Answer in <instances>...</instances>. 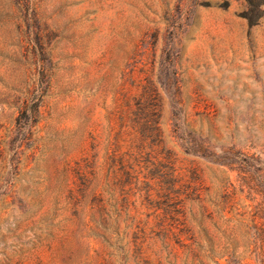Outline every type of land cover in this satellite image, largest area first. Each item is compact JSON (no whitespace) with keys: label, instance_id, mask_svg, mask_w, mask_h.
<instances>
[{"label":"rangeland","instance_id":"rangeland-1","mask_svg":"<svg viewBox=\"0 0 264 264\" xmlns=\"http://www.w3.org/2000/svg\"><path fill=\"white\" fill-rule=\"evenodd\" d=\"M0 264H264V0H0Z\"/></svg>","mask_w":264,"mask_h":264}]
</instances>
